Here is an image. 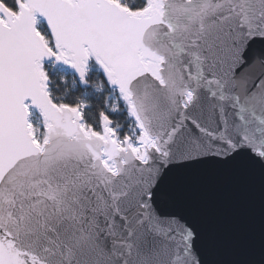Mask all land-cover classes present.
Segmentation results:
<instances>
[{"label":"snow or ice","instance_id":"obj_1","mask_svg":"<svg viewBox=\"0 0 264 264\" xmlns=\"http://www.w3.org/2000/svg\"><path fill=\"white\" fill-rule=\"evenodd\" d=\"M0 264H264V0H0Z\"/></svg>","mask_w":264,"mask_h":264},{"label":"water","instance_id":"obj_2","mask_svg":"<svg viewBox=\"0 0 264 264\" xmlns=\"http://www.w3.org/2000/svg\"><path fill=\"white\" fill-rule=\"evenodd\" d=\"M241 223L242 226L247 228L250 224L255 223L258 227L259 224V206L258 200L255 206H250L247 202L242 207V215H241Z\"/></svg>","mask_w":264,"mask_h":264}]
</instances>
